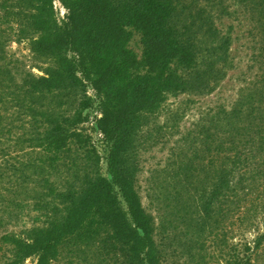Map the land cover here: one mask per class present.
<instances>
[{
    "label": "trees",
    "instance_id": "trees-1",
    "mask_svg": "<svg viewBox=\"0 0 264 264\" xmlns=\"http://www.w3.org/2000/svg\"><path fill=\"white\" fill-rule=\"evenodd\" d=\"M55 1L0 0V229L35 212L30 226L1 234L0 264L31 257L35 264H171V244L157 239L155 217L136 186L134 151L139 131L170 95L214 75L196 70L198 16L186 0H60L67 10L60 20ZM130 28L141 33V57L128 48ZM13 38L28 41L34 56L48 62L43 75L18 79L4 62ZM193 69L197 76L188 79ZM90 85L98 93L95 125L106 174L81 127L95 103ZM255 97L242 99L246 111L204 119V256L197 263L250 264L264 251V233L233 256L220 240L232 210L263 212L264 225V171L251 160L264 153V115ZM238 116L246 119L239 135L258 134L255 156L235 144ZM219 132L232 137L230 145Z\"/></svg>",
    "mask_w": 264,
    "mask_h": 264
},
{
    "label": "rangeland",
    "instance_id": "rangeland-1",
    "mask_svg": "<svg viewBox=\"0 0 264 264\" xmlns=\"http://www.w3.org/2000/svg\"><path fill=\"white\" fill-rule=\"evenodd\" d=\"M260 2L185 1L187 6L190 5V14L198 16L192 26L194 31L198 30L194 42L200 50L196 70L202 73L209 68L214 75L208 82H204V78H196L193 89L170 95L163 106L148 118L137 136L134 151L136 186L144 207L155 217L157 239L171 244V264H200L197 261L204 256V218L200 211V195L204 193V119L209 123L219 115L220 118L225 114L228 116L235 108L250 109L249 103L241 106L242 99L249 94L256 95L252 104L260 107L259 115H264V98L261 102L258 100V94L264 96V4ZM55 7L58 18L63 20L67 10L60 0L55 1ZM130 32L128 48L141 57V33L134 28H130ZM219 45H224V48L219 49ZM4 62L18 79L24 72L43 75V68L48 66V62L39 61L34 56L28 41L18 42L16 38L5 48ZM208 63H213V68ZM196 70L193 69L187 78L196 77ZM88 93L95 98V103L86 110L87 121L81 127L91 135L93 144L102 155L101 169L106 174L104 140L95 125L100 116L98 93L91 85ZM239 117L240 131L235 144L255 156L258 134L255 131L239 135L246 124L245 117L242 116L240 121ZM257 121L260 123L261 120ZM218 135L230 145L232 137L224 132ZM251 160L254 161L253 167L258 165L264 171V153ZM256 202H261V199ZM246 204L250 206L249 202ZM261 209L258 207L259 212ZM254 211L249 215L245 207L232 210L221 223L220 240H223L224 254L233 256L245 242L253 247L258 234L264 233L260 219L263 212ZM34 213H25L20 220L8 223L0 229V236L5 231H19L30 226ZM261 248L264 249V241ZM191 254L194 259H190ZM36 261V257H31L24 264H35ZM250 264H264V251L260 250L257 259Z\"/></svg>",
    "mask_w": 264,
    "mask_h": 264
}]
</instances>
